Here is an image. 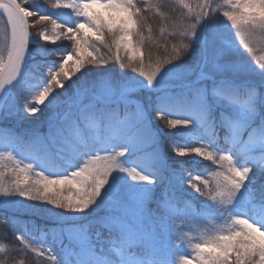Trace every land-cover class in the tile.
I'll use <instances>...</instances> for the list:
<instances>
[{"label":"snow or ice","instance_id":"1","mask_svg":"<svg viewBox=\"0 0 264 264\" xmlns=\"http://www.w3.org/2000/svg\"><path fill=\"white\" fill-rule=\"evenodd\" d=\"M257 52L264 0H0V264H264Z\"/></svg>","mask_w":264,"mask_h":264},{"label":"trees","instance_id":"2","mask_svg":"<svg viewBox=\"0 0 264 264\" xmlns=\"http://www.w3.org/2000/svg\"><path fill=\"white\" fill-rule=\"evenodd\" d=\"M38 2H43V3L47 4L48 0H28L29 5L36 4ZM186 2L194 4L196 2V0H186ZM152 23L154 24V26H156L157 34H158L159 25L156 23V21H152ZM260 53L261 52H257V55H259ZM27 127H28L27 124L18 125L16 123V121L14 119H11V118L6 119V120H2V121H0V135L5 136V137H9L10 135H15V134L21 133ZM41 131H46V127H42ZM29 162H31V161L30 160H24V163H29ZM205 163H208V162H205ZM211 170H215V168L213 167ZM201 173H202V169L198 165L197 167H193V171L191 174L197 175V174H201ZM204 175H205V178H207V172H204ZM177 222L178 223L180 222V224H181V221H177ZM179 226L180 225H178L177 227H179ZM48 227L52 228L53 226L49 223ZM184 231H187V230L184 229ZM52 235H53L52 232H49L48 237H47V239L49 241H51ZM189 235L195 236V235H197V233H189ZM38 238H39V236H38ZM42 259L47 261V257L42 258ZM32 260L35 261V264H41V258H37L35 255L32 256ZM47 264H51V262L47 261Z\"/></svg>","mask_w":264,"mask_h":264},{"label":"rangeland","instance_id":"3","mask_svg":"<svg viewBox=\"0 0 264 264\" xmlns=\"http://www.w3.org/2000/svg\"><path fill=\"white\" fill-rule=\"evenodd\" d=\"M260 54H264V53H260ZM260 54H259V55H260ZM259 55H257V56H259ZM44 127H46V125H45ZM7 139H8V137L1 136V135H0V145H3V144L6 142ZM0 150H3V149L0 148ZM180 159H183V158H180ZM178 225H180V222H179V223L177 222V226H178Z\"/></svg>","mask_w":264,"mask_h":264}]
</instances>
